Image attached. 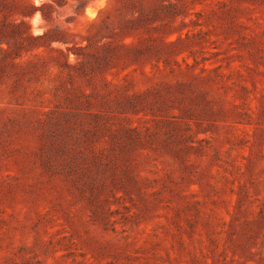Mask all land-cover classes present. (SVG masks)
<instances>
[{"label":"rangeland","instance_id":"obj_1","mask_svg":"<svg viewBox=\"0 0 264 264\" xmlns=\"http://www.w3.org/2000/svg\"><path fill=\"white\" fill-rule=\"evenodd\" d=\"M0 264H264V0H0Z\"/></svg>","mask_w":264,"mask_h":264},{"label":"clouds","instance_id":"obj_2","mask_svg":"<svg viewBox=\"0 0 264 264\" xmlns=\"http://www.w3.org/2000/svg\"><path fill=\"white\" fill-rule=\"evenodd\" d=\"M36 3H39V0H35Z\"/></svg>","mask_w":264,"mask_h":264}]
</instances>
